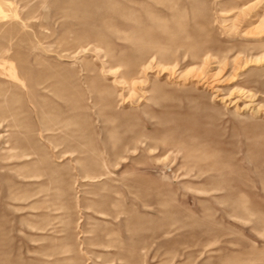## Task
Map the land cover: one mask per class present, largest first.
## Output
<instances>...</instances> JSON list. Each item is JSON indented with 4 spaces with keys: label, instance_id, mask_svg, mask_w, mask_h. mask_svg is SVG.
<instances>
[{
    "label": "rangeland",
    "instance_id": "1",
    "mask_svg": "<svg viewBox=\"0 0 264 264\" xmlns=\"http://www.w3.org/2000/svg\"><path fill=\"white\" fill-rule=\"evenodd\" d=\"M260 16L0 0V264H264Z\"/></svg>",
    "mask_w": 264,
    "mask_h": 264
},
{
    "label": "bare ground",
    "instance_id": "2",
    "mask_svg": "<svg viewBox=\"0 0 264 264\" xmlns=\"http://www.w3.org/2000/svg\"><path fill=\"white\" fill-rule=\"evenodd\" d=\"M251 6V5H250ZM251 7H249L247 10H249ZM243 10V15H246V12H244L245 10L244 9H242ZM241 10V11H242ZM258 29L259 28H261L260 30H259V32H264V16L263 17H261L260 16V22H259V26L257 27ZM255 29L256 31L258 30V29ZM258 32V31H257ZM256 32V33H257ZM264 58V54H262L260 57H257V58H255V60H253V61H259L260 59H263ZM154 59V58H153ZM210 59V58H209ZM154 61V60H153ZM248 62V61H247ZM154 63V62H153ZM151 64H152V62H150L148 65H146L145 67H143V71L145 70V69H147L146 67H148V66H151ZM142 71V70H141ZM146 71V70H145ZM134 83H137V81H133Z\"/></svg>",
    "mask_w": 264,
    "mask_h": 264
}]
</instances>
